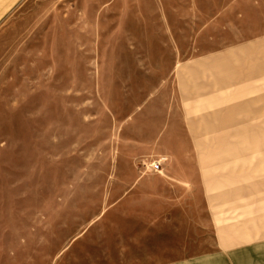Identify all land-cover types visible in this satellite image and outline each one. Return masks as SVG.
<instances>
[{
	"label": "rangeland",
	"instance_id": "1",
	"mask_svg": "<svg viewBox=\"0 0 264 264\" xmlns=\"http://www.w3.org/2000/svg\"><path fill=\"white\" fill-rule=\"evenodd\" d=\"M263 223L264 0H0V264H264Z\"/></svg>",
	"mask_w": 264,
	"mask_h": 264
},
{
	"label": "crops",
	"instance_id": "2",
	"mask_svg": "<svg viewBox=\"0 0 264 264\" xmlns=\"http://www.w3.org/2000/svg\"><path fill=\"white\" fill-rule=\"evenodd\" d=\"M220 57L221 58H219L220 60H223L224 59V61H225V65H227V60H228V56H227V54H225V53H223L222 55H220ZM247 57V56H246ZM216 59H212V60H209V61H206V62H203V63H201V64H198V66L200 67V68H202V70H203V66H206V65H211V64H215V63H217V61L218 60H216ZM205 70V69H204ZM203 70V71H204ZM191 72L192 71H190V74H191ZM194 72H196V73H201L200 71H194ZM247 75H249V72H248V74ZM250 75H251V73H250ZM190 79H187V78H185V77H181V82L183 83H185L186 81H189ZM190 113V112H189ZM191 114V113H190ZM186 117H187V120H188V124L189 123H191V122H193V119H191V117L190 116H188V114L186 113ZM193 128L194 129H196L195 127H192V126H186V130L189 132V131H191V130H193ZM190 135V134H189ZM185 138H182V141H184V144H185V146H186V148L188 147V144H189V137L187 138L186 136H184ZM191 137V136H190ZM191 139V138H190ZM194 142H195V140H194ZM194 145H195V143H194ZM189 152V151H188ZM190 156V155H189ZM190 158H191V156H190ZM193 161H195L196 162V157L195 156H193V159H192ZM199 174H200V176H201V178L203 179L204 178V180H203V182H204V191H205V193H206V196H207V200H208V205L209 206H213V205H215V204H219L220 206H223V207H226L225 206V204L223 203V202H219L218 200V198H216V201H215V199H214V197H213V195H214V193H215V190H214V188L212 187V186H209V184L206 182L207 181V178H208V176L210 175V171L208 170H205V174H204V176L202 175V172H200V170H199ZM206 180V181H205ZM216 210L217 209H214L213 208V214H215L214 213V211L216 212ZM214 216V215H213ZM214 218L216 219V220H218V221H223L222 220V218L220 219L218 216H214ZM264 224V223H263ZM230 229H231V227H229V233H231V235H228V236H230L231 238H235V239H245V237L248 235H245V237L243 236L244 234H242V233H239V232H237V231H234V230H231L230 231ZM225 234H226V230H225Z\"/></svg>",
	"mask_w": 264,
	"mask_h": 264
},
{
	"label": "built area",
	"instance_id": "3",
	"mask_svg": "<svg viewBox=\"0 0 264 264\" xmlns=\"http://www.w3.org/2000/svg\"><path fill=\"white\" fill-rule=\"evenodd\" d=\"M154 168H155L156 170H159L160 165H156V166H154Z\"/></svg>",
	"mask_w": 264,
	"mask_h": 264
}]
</instances>
